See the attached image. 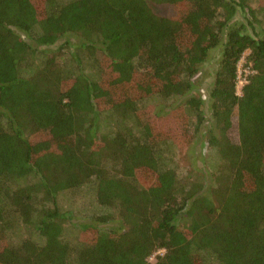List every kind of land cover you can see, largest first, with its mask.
I'll return each mask as SVG.
<instances>
[{
	"label": "trees",
	"instance_id": "1",
	"mask_svg": "<svg viewBox=\"0 0 264 264\" xmlns=\"http://www.w3.org/2000/svg\"><path fill=\"white\" fill-rule=\"evenodd\" d=\"M0 264H264V0H0Z\"/></svg>",
	"mask_w": 264,
	"mask_h": 264
},
{
	"label": "rangeland",
	"instance_id": "2",
	"mask_svg": "<svg viewBox=\"0 0 264 264\" xmlns=\"http://www.w3.org/2000/svg\"><path fill=\"white\" fill-rule=\"evenodd\" d=\"M251 4L253 7H258V3L256 4V3L251 2ZM158 12L166 14V15H170V16L171 14L173 15L175 13L174 9L169 5L158 7ZM234 20L236 22V20H239V19L237 17ZM219 51L220 50L215 51L212 54L211 59L207 61V63L202 67L200 75L197 77L196 80H194L195 86H194L193 92H197V94L201 95L206 100H208L209 98L210 87L215 79V72L218 69V64H219L218 63L219 61L218 52ZM249 54L250 52L247 51L239 62L238 75L240 77V80H244L245 78V74L248 69L245 66L246 64L245 58L248 57ZM242 86L243 85L237 83L236 89H237V92L240 94L242 93L241 92ZM206 110H208V107H206ZM207 130H208L207 126L203 127L201 134L198 136L199 138L195 140L191 145H189L187 150L185 151L175 150L174 151V158L181 162L182 169L186 168V165L188 164L190 165L192 163L195 170L198 171L199 173H205V172L207 173L209 171V168L211 167V161L209 159L210 154L207 148H205L206 144L203 143V138H202V136L207 132ZM230 134L233 138L236 137L235 130H233ZM206 177L207 179H209L211 175L207 173ZM163 252L164 251H161V253ZM156 254H159V253L157 252Z\"/></svg>",
	"mask_w": 264,
	"mask_h": 264
},
{
	"label": "built area",
	"instance_id": "3",
	"mask_svg": "<svg viewBox=\"0 0 264 264\" xmlns=\"http://www.w3.org/2000/svg\"><path fill=\"white\" fill-rule=\"evenodd\" d=\"M237 83H239L241 85H244L246 83V81H245V79L244 80H240V77H239ZM238 94H240V93H238Z\"/></svg>",
	"mask_w": 264,
	"mask_h": 264
},
{
	"label": "clouds",
	"instance_id": "4",
	"mask_svg": "<svg viewBox=\"0 0 264 264\" xmlns=\"http://www.w3.org/2000/svg\"><path fill=\"white\" fill-rule=\"evenodd\" d=\"M238 93V92H237Z\"/></svg>",
	"mask_w": 264,
	"mask_h": 264
}]
</instances>
